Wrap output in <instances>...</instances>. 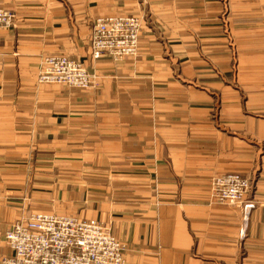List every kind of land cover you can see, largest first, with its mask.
I'll return each mask as SVG.
<instances>
[{"label": "crops", "instance_id": "crops-1", "mask_svg": "<svg viewBox=\"0 0 264 264\" xmlns=\"http://www.w3.org/2000/svg\"><path fill=\"white\" fill-rule=\"evenodd\" d=\"M0 264L36 212L102 222L125 264H264V0H0ZM140 18L138 55L93 60L94 23ZM92 85L39 84L42 58ZM250 181L243 204L214 177Z\"/></svg>", "mask_w": 264, "mask_h": 264}, {"label": "built area", "instance_id": "built-area-1", "mask_svg": "<svg viewBox=\"0 0 264 264\" xmlns=\"http://www.w3.org/2000/svg\"><path fill=\"white\" fill-rule=\"evenodd\" d=\"M13 15L0 9V29L11 28ZM140 18L134 15L101 17L93 25L90 56L93 60L134 58L138 55ZM93 77L80 61L65 56L42 58L37 83L86 89ZM250 181L229 173L211 181L210 200L219 205L243 204ZM254 204H243L246 214ZM12 255L4 264H125V247L94 219L36 212L17 220L5 232Z\"/></svg>", "mask_w": 264, "mask_h": 264}]
</instances>
